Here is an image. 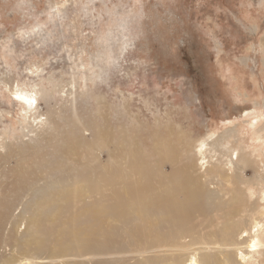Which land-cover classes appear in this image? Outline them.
Here are the masks:
<instances>
[{"label":"rangeland","instance_id":"1","mask_svg":"<svg viewBox=\"0 0 264 264\" xmlns=\"http://www.w3.org/2000/svg\"><path fill=\"white\" fill-rule=\"evenodd\" d=\"M263 36L264 0H0V128H18L20 111L12 92L34 88L40 120L47 124L37 120L29 147L48 160H64L71 133L77 143L97 138L105 117L114 143L122 147L135 137L149 159L155 132L177 148L214 133L225 142L215 154L243 146L257 155L264 152V139L254 136L264 126ZM122 99L131 100L129 110L138 121L126 139L120 130L131 121ZM157 113L163 119L159 131ZM233 127L238 135H223ZM27 151L24 146L20 154ZM242 158L248 165L252 161L240 171L243 179L257 177L262 164L246 154ZM17 163L14 148L0 162L7 194L12 186L4 177ZM163 171L169 172V165ZM212 183L226 193L254 190L257 184L234 176L229 181L215 176ZM13 190L22 195L17 184ZM14 198L0 206L10 212ZM10 227L11 220L0 226V236ZM0 248L1 256L9 251ZM120 251L114 250L109 261L87 254L93 263L81 264H119L129 257Z\"/></svg>","mask_w":264,"mask_h":264},{"label":"bare ground","instance_id":"2","mask_svg":"<svg viewBox=\"0 0 264 264\" xmlns=\"http://www.w3.org/2000/svg\"><path fill=\"white\" fill-rule=\"evenodd\" d=\"M260 47L264 53V36ZM12 93L20 118L18 128L10 124L0 128V162L14 148L18 163L7 167L4 181H11L12 193L7 194L0 183V202L15 197L16 205L10 212L0 206V226L11 220V227L0 236V245L9 249L0 254V264H44L38 259L53 264L93 263L87 254L109 261L117 249L129 256L119 264H264L263 150L253 155L252 150L234 146L217 155L225 143L221 135L210 133L194 146L177 148L155 132L149 159L135 137L122 147L114 143L105 117L97 138L77 143L76 133H71L64 144V160H48L47 154L29 147L37 120L47 124L40 120L35 89ZM130 105L131 100L122 99L131 121L120 130L123 139L128 138L127 131L138 128ZM159 114L154 116L156 131L163 126ZM263 127L253 132L255 140L264 139ZM227 134L238 135L234 127L226 129L223 135ZM53 135L59 139L56 129ZM24 146L28 151L20 154ZM98 149L106 153L96 156ZM245 154L262 164L254 179L244 180L240 174L252 163L246 164ZM165 164L170 167L167 173ZM215 176L257 184L254 190L231 188L226 193L213 188ZM14 184L23 191L21 196L14 192ZM14 210L18 212L13 214ZM62 256L68 260L56 262ZM129 258L134 261L129 263Z\"/></svg>","mask_w":264,"mask_h":264}]
</instances>
